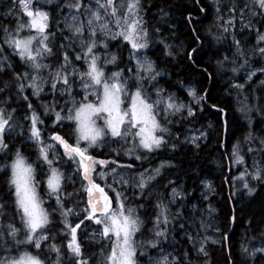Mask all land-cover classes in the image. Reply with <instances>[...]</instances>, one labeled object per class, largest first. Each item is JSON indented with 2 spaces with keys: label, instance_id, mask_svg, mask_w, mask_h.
Here are the masks:
<instances>
[{
  "label": "snow or ice",
  "instance_id": "obj_1",
  "mask_svg": "<svg viewBox=\"0 0 264 264\" xmlns=\"http://www.w3.org/2000/svg\"><path fill=\"white\" fill-rule=\"evenodd\" d=\"M48 6H55L58 11L68 9L64 29L71 33L70 36H64V40L69 43L60 45L62 59L55 65L50 60L54 56L52 42L55 33L51 30L53 16ZM245 9L253 17L264 16V0H251V5L245 3L239 9L241 24L251 30L253 25L251 20H245ZM236 10L235 4L230 5L228 18L224 19L219 14L220 9L216 8V20H223L222 24H218L222 29L221 35L229 33V29L234 27ZM145 11L142 0H88L87 3L84 0H63V3L59 0H12L9 14L16 16V23L11 27L0 25V32L3 33L0 37V72L12 68L9 56L4 54L6 47L13 56L19 58L24 69L12 72L17 93L23 95L26 89H31V95L39 99L45 91V85H48L52 93L58 92L61 97H66L58 111L55 97L52 104L44 103L41 107L45 114L54 113V123L64 124L69 131L66 135L52 132L49 140H43L38 128L43 120L33 108L29 97L23 95V99L28 101L27 109L30 113L23 117L30 121L28 139L33 141L36 149L35 158L32 159L21 147L10 148L6 143V133L14 131L16 127L22 128V125L14 121L16 109L0 107V153L4 154L0 158V171L6 176L8 196V201L0 203V218L7 215L6 207L12 211L7 222L0 219V264H62L61 248L55 243H48L53 239L49 234V225L56 212L63 224L61 231L70 236L66 247L73 264H91V259L84 255L82 244L77 238V230L84 220L98 226L89 238L103 241L99 256H96V264H139L146 247L160 249L159 255L150 259V264H189L187 252H184L182 260L171 252H165L163 248L173 230L169 226L180 215L178 209L176 216H172L169 204L174 203L177 197H183L184 193L173 186L167 202L162 198L158 199L155 215L151 219L152 226L147 229L151 238L138 239V234L143 236L142 230L146 227L145 220L138 214V207L143 205L126 203L127 197L120 192H116L114 198L109 196L105 187L97 182V177L105 179L106 172L96 171L97 165H105L108 161L98 160L90 151L108 141H122L131 145L124 149L125 155H135L136 160L146 159V155L137 154V151L152 153L168 143L164 134L169 129L162 119L167 121L169 115L182 113L183 110L187 111L189 117L195 115L190 104L186 105L172 94L164 95L165 90L157 82L161 72L146 51L151 46L152 32L145 20ZM200 11L203 12L204 9L201 8ZM160 12L166 15L163 9ZM60 23V20H56L57 25ZM152 31L158 33L159 29ZM230 35L235 55L241 59L239 68L233 67L231 71L237 72L247 65L246 81L252 80L257 72L264 74V67L252 68L249 63L252 55L264 58V31L256 30L255 44L250 46L247 53L235 34ZM196 39L199 41L198 36ZM216 39L219 40L220 37ZM110 41H116L119 52L127 53L126 62L116 51H108ZM160 43L164 44L166 54L172 55L169 46L162 39ZM73 44L79 48V51L74 50V60L81 62L80 64L74 63L69 55L68 49ZM196 51L193 48L187 53L190 60ZM228 59L225 56L217 63L223 66ZM232 63H236L235 59ZM121 64L124 66L121 67ZM109 65H112L111 70ZM259 83L264 85V79ZM244 86L241 83L234 84L238 89H243ZM8 87L9 82H5L0 92ZM76 88L79 90L74 91ZM188 95L198 102L204 99L198 97L193 90H189ZM211 107L217 109L216 105ZM251 110L248 105H241L240 111L249 124L244 140L247 143L258 140L261 148H264V136H256L251 131V117L248 115ZM204 135H193L189 142L199 147L198 141ZM170 146L176 147L175 144ZM60 148L63 149L62 153ZM248 151L253 152L254 149L249 147ZM232 161L234 164L245 163L239 144L233 145ZM68 162L75 165V171L80 177L78 191L82 190L86 194L84 207L78 210L65 206V197L73 195L64 191L65 184L73 180L63 170V164ZM166 165L170 166L171 161H161L151 172L145 169L138 174V182L134 186L141 194ZM111 171L115 173L116 169ZM247 177L264 183V164L253 160L252 171L245 168L239 177L233 178L239 179L242 187L251 195L256 189L250 185ZM124 183L127 184L128 181L125 180ZM169 184L172 182L169 181ZM53 199L55 206H46V200ZM80 213L84 214V219L73 226L69 222V216ZM17 219L19 226L15 222ZM231 219L234 221L236 217L233 215ZM185 235L190 242L193 241L190 234ZM261 235L264 236V233ZM227 239L225 235L224 240ZM241 250L249 257H255L256 253L264 254V247H253L249 251L242 244ZM197 251L207 256L203 241ZM53 252L56 254L55 261L51 260ZM261 258L264 259V255Z\"/></svg>",
  "mask_w": 264,
  "mask_h": 264
},
{
  "label": "trees",
  "instance_id": "obj_2",
  "mask_svg": "<svg viewBox=\"0 0 264 264\" xmlns=\"http://www.w3.org/2000/svg\"><path fill=\"white\" fill-rule=\"evenodd\" d=\"M59 2L63 3V0H59ZM84 2L87 3L88 0H84ZM142 2L146 10L145 20L152 32V42L150 48L147 49V54L155 62L156 68L163 70L166 74L159 76L157 82L165 92H171L186 104L189 103L193 107L195 115L189 117L187 111L183 110L182 113L170 115L167 121H163L161 118L169 129V132L164 134L168 143L152 153L140 150V155L147 156L141 163L133 158L129 160L124 152L126 147L112 141L105 148L90 150L91 154L97 159L108 161L107 164L98 166L105 168L108 172H112L113 168L116 169L112 174H116L122 168L126 169L129 177L128 184L124 187L127 203L134 206L143 205V207H138V214L146 222V227L142 230L144 235L138 234V239L151 238L147 229L152 226L151 219L156 212L155 204L158 199L162 198L166 202L170 199L168 189L169 185H172L184 195L169 204L170 214L176 216L179 209L180 215L169 226L173 230L170 231L168 241L163 245L165 252H171L182 260L184 252H187L189 264H264V259L261 258L264 254L249 257L241 250L242 244L249 251L253 247L264 244L262 243L264 236L261 235L264 233V183L247 177L250 185L256 189L253 194L249 195L247 190L242 187V182L239 179H233L239 177L240 171L248 168V162L252 158L264 164V148H261L259 141L254 140L247 143L244 140L249 131V124L244 113L240 111L242 104L251 107L252 110L248 114L251 117V131L256 136H264V85L259 83L264 79V74L257 72L252 80L246 81L247 65L237 72L231 71L233 67L239 68L241 59L235 55L230 35V33H234L245 52H249L250 46L255 44V28L264 29V16L253 17L250 14L249 18L247 9H245V20H251L253 25L249 30L241 24L239 9L251 0H199V3L197 0H142ZM232 4H235L237 8L234 27L229 29V33L221 35L222 29L218 27V24H222L223 20H216V8L218 7L219 14L227 19L228 8ZM7 5L8 1L0 0V25H4V22L7 21L4 19ZM48 7L53 16L51 30L55 33V39L52 42L54 56L50 60L55 65L62 59L60 45L69 43L64 40V36H70V32L64 29V24L61 21L66 8L58 11L55 6ZM201 8L204 9L203 12L200 11ZM160 9H163L166 15L161 14ZM189 14H191V22H189ZM56 20H60L61 23L57 25ZM153 29H159V32L156 33L152 31ZM197 36L199 41L196 39ZM0 37H2L1 32ZM216 37H220V39L217 40ZM161 39L169 46L172 55L166 54L164 44L160 43ZM193 48H196L197 51L193 53V58L190 60L187 53ZM74 50L79 51L72 46L68 49L69 55L74 63L80 64L81 62L74 60ZM108 51H116L126 62L127 53L118 51L116 41L109 42ZM4 54L9 56L12 68H6L0 72V88H4L5 82H9V87L4 92H0V105L8 107L11 102L16 107L15 113L28 112L26 101L18 103L17 99H13V94L17 90L12 79V72L23 71V66L19 58L13 56L6 47ZM225 56L229 59L224 61L223 66L219 65L217 61L223 60ZM253 56L249 60L251 67H264V58L259 55ZM233 59L236 61L235 64L232 63ZM108 67L110 70L112 69V65ZM236 83L245 86L243 89H238L234 87ZM186 85H191L195 92L204 97L203 100H200V104L193 103L186 91ZM78 90V88L74 89V91ZM45 92L48 94L43 95L40 99L43 103L52 104L55 97L56 110L58 111L66 97H61L58 92L52 93L48 85H45ZM30 100L33 108L41 114L43 126L48 135L52 132H58L61 135L68 133L69 130L65 126L63 128H57L54 125L49 127L48 121L51 119V115L44 114L41 105L35 107L33 100ZM211 105H216L217 109L224 111L219 112ZM195 130L203 131L205 134L198 143L199 147L189 142V134ZM6 143L9 144V147L24 148L21 139L14 138L12 135L6 136ZM171 144H175L176 147L172 148ZM236 144H239L240 154L245 158L244 164H234L232 161L233 145ZM249 147H252L254 151L249 152ZM3 156L4 154L0 153V158ZM156 156L158 159L153 160ZM158 161H171V165L161 169L160 175L146 187L143 194L138 190H132L134 181L132 174L156 168ZM129 162L142 165V167L136 171L129 169L124 166ZM68 168H70V164L63 165V170L68 171ZM73 170H75V165L71 164V174L74 177L75 171ZM205 180H208L212 186V192L206 203L213 208L215 214L204 217V223H201L203 228L200 230V223H190L193 216L197 218L196 214L191 213V206L201 202L199 192L202 190V182ZM169 181L172 184H169ZM97 182L105 186L102 181L98 180ZM72 187L73 185H71V189ZM79 189L80 177L78 176L77 188L75 191L73 190L71 200H65V206L71 205V208L74 209L84 207L86 197L82 190L78 191ZM6 190V176L0 172V203L8 201ZM105 190L114 198L112 192L107 188ZM53 200H50L47 205L55 206ZM6 213L5 217L0 218L5 222L12 216L11 208L6 207ZM55 214L53 213L52 223L49 225V234L53 239H50L48 243L60 246L62 264H73L68 255L66 243L63 242V237L58 232L63 228L60 215L57 212ZM233 215L236 217L234 221L231 219ZM73 216L75 217L73 222L77 223L84 217V214L72 215L71 218ZM15 222L19 226L18 219ZM73 222L71 220V224ZM209 225L215 226L219 236L217 241L210 237L209 232L203 230ZM87 231L88 229L83 230V233H80L77 238L82 244L84 255L91 259V264H96V256H99L103 243L87 240V236H85ZM185 233L194 238L192 242L188 240ZM225 235L228 237L227 240H224ZM65 236L67 239L68 235ZM201 241L204 242L207 256L197 251ZM159 253L160 249L154 250L146 247L143 250V255L140 256L139 264H150L149 258L156 257ZM55 259L56 254L53 252L51 260L55 261Z\"/></svg>",
  "mask_w": 264,
  "mask_h": 264
},
{
  "label": "rangeland",
  "instance_id": "obj_3",
  "mask_svg": "<svg viewBox=\"0 0 264 264\" xmlns=\"http://www.w3.org/2000/svg\"><path fill=\"white\" fill-rule=\"evenodd\" d=\"M5 1H8V5H7V7H6V9H5V13H4V19H7V21H5L4 22V25H7V26H9V27H11V26H13L15 23H16V16L15 15H13V14H9V9H11V7H12V0H5ZM249 4H251V2H249ZM67 11H68V9H65V11H64V13H63V15H62V17H61V21H62V23L64 24V21H65V13H67ZM245 14V13H244ZM247 15H248V17H249V15H250V13L247 11ZM250 18V17H249ZM256 30L258 29V28H255ZM260 31H264V29L263 30H261V29H259ZM2 33V32H1ZM70 35H71V33H70ZM85 35H87V33H85ZM2 36H3V33H2ZM73 46L75 47V48H77L78 50H79V48L76 46V44H73ZM147 51V50H146ZM148 55V54H147ZM149 56V55H148ZM253 57H257V55H254ZM150 58V57H149ZM252 68H254V67H252ZM159 70V69H158ZM160 72H161V76H164V75H166L165 74V72L163 71V70H159ZM248 70H246V72H247ZM245 75H246V73H245ZM185 88H186V91L188 92L189 90H193L194 92H195V90H194V88L191 86V85H186L185 86ZM196 93V95L198 96V97H201L197 92H195ZM48 93L47 92H45L44 91V93H42L41 94V96L40 97H42L43 95H47ZM168 94H172V95H174L173 93H171V92H164V95H168ZM23 95H27L28 97H29V101L31 102V100L30 99H32L33 100V104L35 103V107H37V105H42V104H44L43 103V101L39 98V99H37L36 97H34V96H32L31 95V89H26L25 90V92L23 93ZM23 95H20V94H18L17 92H15V94H13V99H17L16 101L19 103V102H24L25 103V100L23 99ZM174 96H176V95H174ZM180 101H182L183 103H185L183 100H181V99H179ZM191 100L193 101V103H195V104H200V101L198 102L197 100H194L192 97H191ZM27 103H28V101H26ZM186 104V103H185ZM189 103H187L186 105H188ZM56 106H57V103H56ZM0 107H4V108H7V109H16V107H15V105H12V103L11 102H9V106L7 107L6 105H0ZM42 109H43V107H42ZM42 112L44 113V109L42 110ZM38 113V112H37ZM45 114V113H44ZM49 114L51 115V119L48 121V125H49V127H51L52 125H54L55 127H57V128H60V127H64V124H61L60 122H55L54 123V121H55V116H54V113H52V112H49ZM25 115H30V113H28V112H22V113H14V121H15V123H17L18 125H22V128L21 127H16L15 128V130L14 131H11V132H9V133H6V136H8V135H12L14 138L15 137H18V138H20L21 139V144L24 146V148L23 149H21V150H23L24 151V153L26 154V155H28L30 158H32V159H34L35 158V153H36V149H35V146H34V143H33V141H31V140H29L28 139V136H29V131H28V129H29V125H30V121H28V120H25L23 117L25 116ZM38 115L40 116V119L42 120V117H41V114H39L38 113ZM170 116V115H169ZM53 117V118H52ZM66 123V122H65ZM38 128H40V130H41V138L43 139V140H49V138H50V135L51 134H49L48 135V133L46 132V128H44V126H43V124H38ZM21 133H23L22 135H21ZM200 133H203V131H200V130H195V131H193V132H191L190 134H189V141L191 140V138H192V136L193 135H196V136H200ZM203 139V137L202 138H200L199 139V141H198V143L201 141ZM110 141H108V142H106V143H104L103 145H101V146H99V147H96L95 149H101L102 147L103 148H105V147H107V145H108V143H109ZM114 143H119L120 145H122V146H125L126 148H129V147H131V145L130 144H124L122 141H120V142H114ZM29 145H31L30 147H29ZM15 146H10V148H14ZM59 151H60V149H59ZM139 151L140 150H138L137 151V154H139ZM61 152V151H60ZM62 153V152H61ZM127 156V158L130 160L131 158H133V159H135V155H126ZM66 159V158H65ZM156 159H158L157 158V156L156 157H154L153 158V160H156ZM144 159H141V160H136L138 163H141L142 161H143ZM253 160H255L257 163H260V161L259 160H256V159H254V158H252V159H250L249 160V162H248V168L247 169H249V171H252V164H253ZM0 162H2V161H0ZM160 163H161V161H158L157 162V166H159L160 165ZM66 164V163H65ZM65 164H63V165H65ZM68 164H70V162H68ZM261 164V163H260ZM129 165L131 166V167H129ZM124 166L125 167H127V168H129V169H133V170H139V169H141V167H142V165H136V164H132V163H126V164H124ZM166 166H168V165H166ZM154 168V167H153ZM153 168H151V169H153ZM242 168H244V167H242ZM150 169V170H151ZM162 169V168H161ZM101 170H103V171H105L106 172V177H105V179H103V180H101V179H99V177H97V181L98 180H100V181H102L103 182V184H105V188H107L110 192H112V194H113V196L115 197V195H116V192H120V193H122V195L124 196V197H126V194H125V189H124V187L128 184H125L124 183V181L126 180V181H128V179H129V177H128V175H127V173H126V169H124V168H122L121 170H119L116 174H112V172H108V171H106V169L105 168H100L99 166H97L96 167V171L97 172H99V171H101ZM150 170H149V172H150ZM65 171V170H64ZM73 171H75V170H73ZM144 171V170H143ZM0 172H2V171H0ZM67 174H69L70 175V173L68 172V171H65ZM142 172V171H141ZM241 172V171H240ZM140 172H135V174H132V176H133V178H134V181H133V184H132V190H138V191H140L138 188H136L134 185L138 182V174H139ZM71 176H72V174H71ZM73 177V176H72ZM206 184L208 185V187H206ZM71 185H73V187H72V189H71ZM77 185H78V174L76 173V171H75V175H74V177H73V180H69L66 184H65V186H64V191H65V193H73V190L75 191L76 190V188H77ZM106 185H111L112 187L111 188H109V187H106ZM171 187H173L172 185H169V189H168V194L170 193V191H171ZM202 190L199 192V197L201 198V202L199 203V204H194V205H192L191 206V213L192 214H196L197 215V218L195 217V216H193V220L190 222L191 224H196V223H200V230H202V224L204 223V217H206V216H208V215H213V214H215V211L213 210V208L210 206V205H208L207 203H206V200L208 199V197L210 196V194H211V192H212V186H211V184H210V182L208 181V180H205V181H203L202 182ZM177 188V187H176ZM113 189H115V191H113ZM178 191H180L179 189H177ZM178 198V197H177ZM176 198V199H177ZM71 200V197H65V200L66 201H68V200ZM54 201V205H55V200H53ZM49 202V200H46V206H47V203ZM126 203H127V201H126ZM113 206H115V202H114V204H113ZM134 206V205H133ZM66 207H71V205H68V206H66ZM78 209H80V208H77V210ZM58 213V212H57ZM138 213H139V209H138ZM59 214V213H58ZM82 213H80L79 215H81ZM54 215H56L55 213H54ZM74 216L71 218V216H69V222L71 223V220H72V222H73V220H74ZM82 219H84V217L82 218ZM81 219V220H82ZM60 220H61V217H60ZM52 223V222H51ZM78 223V222H77ZM202 223V224H201ZM73 226L75 225V223L73 222V224H72ZM85 229H88V231H87V234H85V236H87L86 237V239L87 240H89V241H92V242H95V243H103V241H94V240H92V239H90L89 237H91L95 232H96V230L98 229V226L97 225H95L93 222H90V221H88V220H84V223L81 225V227L77 230V237H78V235H80V233H83V230H85ZM204 231H207V232H209L210 233V237L212 238V239H215L216 241L218 240V238H219V236L217 235V233H216V228H215V226H213V225H209V226H207V227H205L204 229H203ZM59 233H60V235H61V237H63V242H65L66 243V245H67V240L68 239H70V236L66 233V232H63V231H61V230H59L58 231ZM68 235V238L66 239L65 237V235ZM60 247V246H59ZM259 247H264V244H262V245H259V246H257L256 248H259ZM66 249H67V247H66ZM256 254H261V253H256ZM157 257V256H156ZM152 258H155V257H151V258H149V263H150V259H152Z\"/></svg>",
  "mask_w": 264,
  "mask_h": 264
},
{
  "label": "flooded vegetation",
  "instance_id": "obj_4",
  "mask_svg": "<svg viewBox=\"0 0 264 264\" xmlns=\"http://www.w3.org/2000/svg\"><path fill=\"white\" fill-rule=\"evenodd\" d=\"M60 151L62 152V150L60 149ZM98 160H100V159H98ZM98 166V165H97ZM68 172L70 173V175H71V162H70V168H68Z\"/></svg>",
  "mask_w": 264,
  "mask_h": 264
},
{
  "label": "water",
  "instance_id": "obj_5",
  "mask_svg": "<svg viewBox=\"0 0 264 264\" xmlns=\"http://www.w3.org/2000/svg\"><path fill=\"white\" fill-rule=\"evenodd\" d=\"M60 149L63 151L62 148H60ZM101 186H102V185H101ZM105 191H106V190H105ZM109 196L112 197L110 193H109ZM85 197H86V194H85ZM112 198H113V197H112ZM113 204H114V201H113Z\"/></svg>",
  "mask_w": 264,
  "mask_h": 264
}]
</instances>
